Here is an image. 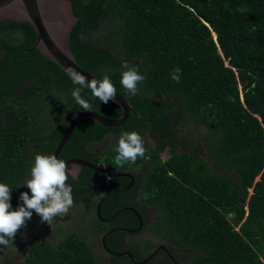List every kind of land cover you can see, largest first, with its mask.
Instances as JSON below:
<instances>
[{
	"label": "trees",
	"instance_id": "16d2710c",
	"mask_svg": "<svg viewBox=\"0 0 264 264\" xmlns=\"http://www.w3.org/2000/svg\"><path fill=\"white\" fill-rule=\"evenodd\" d=\"M71 5L77 21L68 42L77 65L99 79L109 75L139 117L150 118L143 124L129 115L125 131L156 120L189 119L208 132L205 155L173 153L162 163L154 153L149 160L140 194L156 208L154 228L178 247L194 249L190 264H264V0H71ZM34 40L29 26L0 22V182L12 187L13 210L35 156L51 154L49 144L60 136L56 128L64 121L53 128L49 122L60 116L66 122L83 110L72 96L78 85L37 50L23 51ZM125 61L146 77L136 95L120 84ZM177 67L179 83L170 76ZM53 91L63 93L61 99ZM82 96L103 117L121 114L110 101L91 99L87 88ZM78 125L100 128L88 119ZM84 134L86 140L101 135ZM109 153L107 164L120 171L146 162L145 153L119 167L117 153ZM21 264L101 262L76 236H65L53 245L28 242Z\"/></svg>",
	"mask_w": 264,
	"mask_h": 264
},
{
	"label": "flooded vegetation",
	"instance_id": "af4514ba",
	"mask_svg": "<svg viewBox=\"0 0 264 264\" xmlns=\"http://www.w3.org/2000/svg\"><path fill=\"white\" fill-rule=\"evenodd\" d=\"M1 57L2 54H0V58ZM60 117V120L49 122V124H52L53 128L55 122L64 121L56 128V130L59 129L57 131L58 133L61 131V136L69 119L65 122V118L63 120L62 116ZM156 121L157 123L155 125H139L134 128V131L138 132L141 137H143L142 139L146 149L145 153L147 154L145 157L146 162L136 168H130L123 171L117 170L118 168L112 167V165H108L107 163L111 160V154L109 152H116L115 149L118 146V140L121 133L125 132V129L122 126L108 128L109 130L106 133L103 132L101 134V128L105 127L99 126L100 128H95L94 126L85 130L87 128L79 127V125L77 126L76 124L70 137L61 149L58 158L63 159L65 162L78 160L94 166H99L102 169L114 170L124 175H129L132 179L130 187L126 191L112 198H108L113 192L128 185L129 179L126 177L106 175L87 167H81L75 173V180L70 178L68 180V183L72 187V196L74 200L71 211L75 210L76 215H74V218H77V223L74 225L75 229L62 228V225L70 223L73 219L70 212L62 217H57L53 221L52 225L42 222L41 217L33 212L31 220L28 221L29 227H27L24 232L25 235L23 234L24 245L21 250V256L26 255L28 242L46 241L50 243L52 240L56 242L65 236H76L80 241L88 245L92 251L93 240L97 235L98 251L103 254L106 259L101 262L99 258H96V256L94 257L98 259L101 264H133L127 257H115L106 252L103 248L101 244L103 235L108 231H113L104 239L105 247L113 253L128 252L137 261H141L155 251L154 256L151 257L146 264H190V261L196 251L194 249L178 247L172 241L167 240L162 236V230L160 233L156 228H154L155 226L151 225L155 218L154 216L156 212L154 213V211L156 208H153L145 203L144 199L140 197V189L142 187L143 177L151 168L149 160H151L154 153H156V159L162 163L169 159L173 153L186 152L191 156L195 154L198 156L205 154L203 153V148L200 146L194 148L193 150L186 149L183 145L184 139L177 137L172 130L173 124L170 121L166 123L158 120ZM150 122L151 121L143 124H150ZM84 132H89L90 136L93 135L94 137H97L100 134L101 135L97 138L86 140ZM160 133L164 134L159 135ZM116 134L118 140L113 145L111 142H113V136ZM59 138L49 144L50 146H54L51 151L52 153ZM145 142H149L150 145L147 146ZM200 152H202V154ZM109 177H111V179H108ZM28 179L24 181L21 193L27 192V186L25 183ZM28 193L31 194L30 191ZM102 200L104 201L101 202ZM98 205L99 217H97L96 214V208ZM77 207L87 208L91 211L90 216L93 220H95V223L99 226L101 225V227L91 229L90 231L88 230L87 232L83 228V222L82 226L79 225ZM111 217L112 219H110ZM107 219L109 220L104 221ZM150 226L151 231L156 233V236L160 238L162 243H158L149 251V247L145 245V242L139 241V235L145 230V228L147 229V227ZM55 230H57V233ZM156 231H158V233ZM56 236L58 238H55ZM126 238L129 239L127 242H124ZM143 252L146 254L143 255Z\"/></svg>",
	"mask_w": 264,
	"mask_h": 264
},
{
	"label": "clouds",
	"instance_id": "9594fccd",
	"mask_svg": "<svg viewBox=\"0 0 264 264\" xmlns=\"http://www.w3.org/2000/svg\"><path fill=\"white\" fill-rule=\"evenodd\" d=\"M124 71L121 73L120 84L131 95H136L138 84L145 80L138 66L122 63ZM68 75L73 85H78L72 91V96L80 108L92 111V103L82 96L83 89L91 92V99H98L107 104L115 101L117 89L109 75L104 74L101 79L93 76L88 79L84 74L69 70ZM171 79L180 82L182 70L177 67L170 73ZM114 162L123 167L126 163L135 164L138 157L145 155L146 149L141 135L136 131L121 133L118 146L115 149ZM73 167H69L63 160L52 154H37L30 170V179L25 183L31 192H22L19 200L23 203L15 210L11 204L12 187L0 182V248L10 247L17 233L25 227L33 212L41 217L42 222L52 225L57 217L66 215L73 206L72 187L68 183L73 176ZM108 179H111L109 177Z\"/></svg>",
	"mask_w": 264,
	"mask_h": 264
},
{
	"label": "water",
	"instance_id": "95a60500",
	"mask_svg": "<svg viewBox=\"0 0 264 264\" xmlns=\"http://www.w3.org/2000/svg\"><path fill=\"white\" fill-rule=\"evenodd\" d=\"M76 21L77 17L72 13L71 0H0V22L25 24L29 26L35 34V40L31 47L28 50L23 51H30L32 49L37 50L39 55L56 65L69 80H71L68 75L69 70L80 72L90 80L94 75L83 70L77 65L69 47V35ZM110 102L120 109L121 114L118 118H106L95 112L86 110H81L75 113L66 124L52 155H56L58 158L61 149L67 142L75 125L80 119H88L105 128L122 126L126 122L129 115L134 116L137 121L142 123H148L150 121V118L147 120L141 119L137 112L132 109L131 105L118 92L116 100ZM153 118L155 119L156 117L153 116ZM66 163L69 167L75 166L73 167L74 175L69 177L73 180H75L76 171H78L81 167H87L102 174L115 177H126L129 179L128 185L113 192L108 198H112L126 191L130 187L132 179L129 175H124L114 170L102 169L99 166H94L78 160ZM99 205L96 208L97 217H99ZM112 217L110 219H112ZM108 220L109 219L104 221ZM112 232L113 231L106 232L101 239L103 248L109 254L115 257L125 256L133 264H146V262L154 256L155 251L143 260L137 261L128 252L113 253L109 251L104 245V239Z\"/></svg>",
	"mask_w": 264,
	"mask_h": 264
},
{
	"label": "rangeland",
	"instance_id": "374dc122",
	"mask_svg": "<svg viewBox=\"0 0 264 264\" xmlns=\"http://www.w3.org/2000/svg\"><path fill=\"white\" fill-rule=\"evenodd\" d=\"M91 36H92V34L90 35V37ZM52 95L58 96L60 98L63 96V93H61V92L58 93V92L53 91ZM158 102H159V99H158ZM66 109H68V108H66ZM64 113H65V111H64ZM171 123L173 124L172 130L177 135V137L184 139L183 145L186 149L193 150L194 148L200 146L201 148H203V151H204L203 153L205 154L206 149L204 148L205 146H203V144H204L203 141L205 139H207L209 135H208V132L204 126H198L197 124H194L193 122H191L189 119H179V120H175L174 122H171ZM113 139L114 140L111 143L114 145L118 140L117 134L115 136H113ZM146 145L148 146V145H150V143L147 142ZM26 191L29 192L30 190L28 188H26ZM29 196H31L30 193H29ZM140 197H143V196H141V194H140ZM22 203L23 202L21 201L20 205ZM69 212H70V214H72L73 219L71 220L70 223H66V224L62 225V228L75 229L74 225H76V223H77V218L76 217L74 218V215H76L75 210L71 211V209H70ZM90 212L91 211H89L87 208H78V210H77L79 225L82 226V222H83V228L87 232H88V230L90 231L91 229L101 227V225L100 226L97 225V223H95V220L92 219V217L90 216ZM155 212L156 211H154V213ZM157 216H158V213L156 212L155 216H154L155 218L151 223L152 226L156 227L155 223H156V221L157 222L159 221ZM28 221L26 222L25 227L20 229V231L17 233V235L13 241L14 244H12L10 247H8V250L6 248H3L2 254H3V256H5V258H3V256L0 255V259L2 262H5V264H21V262H22L21 257L22 258L24 257V255L21 256V254H22L21 250H22L23 245H24L23 236L25 235L24 232L26 231L27 227H29ZM55 232L57 233V230H55ZM157 235H159V234H157ZM95 237L96 238L93 240L92 252H93V255L96 256V258H99V260L101 262H103V261H105L106 258L103 256V254L99 253L98 248H97L98 236L96 235ZM55 238H58V237L56 236ZM139 238H140L139 241H141V242L144 241L145 245H147L149 247V251L158 243H162L160 238H158L156 236V233L151 231V226L147 227V229L145 228V230L142 231L141 234L139 235ZM128 239L129 238H126V240L124 242H127ZM54 242L55 241L52 240L50 242V244L53 245ZM4 249H6V250H4ZM6 253H8V254L6 255ZM142 254L145 255L146 253L143 252Z\"/></svg>",
	"mask_w": 264,
	"mask_h": 264
},
{
	"label": "crops",
	"instance_id": "0c3cea01",
	"mask_svg": "<svg viewBox=\"0 0 264 264\" xmlns=\"http://www.w3.org/2000/svg\"><path fill=\"white\" fill-rule=\"evenodd\" d=\"M27 246H28V244H27Z\"/></svg>",
	"mask_w": 264,
	"mask_h": 264
}]
</instances>
